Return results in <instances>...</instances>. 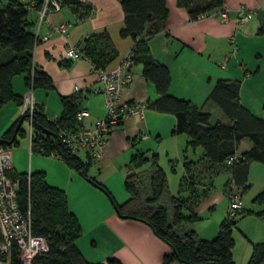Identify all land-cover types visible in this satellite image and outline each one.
<instances>
[{"label": "crops", "instance_id": "crops-1", "mask_svg": "<svg viewBox=\"0 0 264 264\" xmlns=\"http://www.w3.org/2000/svg\"><path fill=\"white\" fill-rule=\"evenodd\" d=\"M60 1V9L48 13L46 20L40 24L38 12H29V17L34 22L33 31L38 37L48 35L51 26L64 25L62 33H52L46 42L41 41L34 46L35 70L46 74L53 84L50 90L34 89V101L45 120L56 121L62 112V98L74 99L79 112L88 113V116L78 120V129L87 130L106 112L103 95L96 93L101 88L97 80L98 71L115 70L132 50L134 41L121 34L124 28L121 8L123 0ZM165 3L168 13L165 27L146 43L152 58L168 69V93L200 108L217 80L234 79L240 82V105L264 122V0H222L220 9L194 21L189 19L186 10L178 5L177 0H165ZM222 9L228 10V21L225 23L217 19ZM240 9H247L252 15L245 25L236 24ZM101 32L110 36L116 51L115 59L105 69L95 70L84 58L76 61L66 58L67 48H77L89 35ZM139 38H143V35ZM128 73L132 79L122 89L120 102L130 106L137 105L143 113L122 119L107 136L97 158L82 154L85 160L81 161L88 167L87 175L113 194L114 185L108 183V180L115 178L114 184H124L130 158L135 152H141L148 159L156 156L159 168L165 173L170 195L186 197L184 184L191 181L203 194L200 201L204 206L201 210L203 213L199 211V203L194 210L199 220L191 225V229L201 239L210 241L216 236L221 220L218 218L210 223L216 207L225 206L224 201L230 189L241 194L243 210L244 198H250L253 203L254 197L264 186V163H249L245 182L236 183L234 168L223 170L210 164L204 158L201 147L190 146L187 135L173 132V115L160 114L148 108L150 103L158 99V95L154 86L143 77L142 65L132 64ZM24 79L25 76L20 75L11 81L12 91L20 97L26 89ZM75 88L80 91L75 92ZM86 89L90 91H83ZM1 111L4 124L0 127V134L3 133V136L20 119L21 106L9 101L1 107ZM217 118L218 115L211 112L209 124L214 125ZM12 145L15 142L5 148L10 150ZM25 149L27 150L26 147ZM250 149L249 140H240L235 157L239 158ZM28 150L31 156L29 169L32 170L34 149L29 145ZM52 161L61 168L65 178L62 176L60 183L47 179L46 183L64 189L68 209L77 217L81 229L75 246L88 264H108V259L115 260L114 264H163L170 248L154 236L148 226L138 221L118 218L112 205H107L102 194L97 192V187L89 184L58 158ZM18 165L20 168L17 157L12 163L11 172L21 174L15 169ZM90 169L94 171L93 176L89 173ZM223 171H227V175L221 181L219 176ZM127 197L126 194V199ZM94 199L102 201L100 206L88 204ZM126 199L115 201L122 204ZM205 218L206 221L202 222ZM254 229L244 231L250 245L245 244L242 261L236 264H247L253 246L251 243H260L262 237H259V226Z\"/></svg>", "mask_w": 264, "mask_h": 264}, {"label": "trees", "instance_id": "trees-1", "mask_svg": "<svg viewBox=\"0 0 264 264\" xmlns=\"http://www.w3.org/2000/svg\"><path fill=\"white\" fill-rule=\"evenodd\" d=\"M44 1L6 0L5 7L0 9V109L9 101L21 106V97L14 94L11 86L16 76H25V87L32 83L34 89L53 88L50 78L36 71L33 64V49L37 40L29 12H39ZM177 3L186 10L192 21L222 7V0H177ZM121 8L124 14L121 34L134 41L132 64L142 65L143 77L154 86L158 95V99L150 103L148 108L160 114L173 115L174 133L187 135L190 146L201 147L204 158L210 164L223 170L234 168L236 183L243 184L248 164L264 163V122L240 105V82L234 79L217 80L200 108L171 96L168 93V69L152 58L146 43L165 27L168 15L165 0H123ZM142 35L143 38H139ZM79 48L83 58L95 70L105 69L116 57L112 40L106 32L89 35L79 44ZM61 103L62 112L55 124L44 119L40 108V112L34 113V135L30 144L32 150L40 148V152L46 156L54 154L69 169L102 190L118 218L148 226L154 236L170 248L163 264H234L232 231L235 218L243 211L234 218L224 219L212 240L200 239L191 225L199 220L194 210L203 194L194 182L187 183L184 180L187 183L184 184L187 196L178 198L170 195L165 173L159 168L157 157L148 159L141 152L131 156L127 167L123 185L128 197L122 204L116 203L106 188L88 177L87 165L79 157L70 154L58 138V130L72 133L80 126L76 101L62 98ZM211 112L218 115L214 125L209 124ZM17 122L0 141L12 139ZM44 129L51 134L40 133ZM242 139L251 142V149L236 158L233 164H228V158L235 156L237 145ZM14 142L15 139L11 144ZM146 163H150V168L145 170L142 178L134 171ZM8 176L18 181L17 200L24 214L29 211L32 234L44 238L48 244V252L34 256L31 264H88L75 246L81 229L78 220L68 209L64 191L48 185L42 172L27 175L14 174L10 170ZM250 213L244 211L245 215ZM256 216L262 218L261 213ZM114 263L115 260L108 259V264ZM7 264H23L17 249L11 250ZM247 264H264V240L252 247Z\"/></svg>", "mask_w": 264, "mask_h": 264}, {"label": "built area", "instance_id": "built-area-1", "mask_svg": "<svg viewBox=\"0 0 264 264\" xmlns=\"http://www.w3.org/2000/svg\"><path fill=\"white\" fill-rule=\"evenodd\" d=\"M61 7L60 0H45L41 10L38 12L39 24L46 20L50 12H56ZM252 18L247 9L238 10L236 19L237 25H245ZM217 19L221 23L228 21V10L222 9ZM49 34L43 37L36 35L38 42H46L52 33H62L64 25L51 26ZM67 59H82V52L79 48H67L65 50ZM132 51H130L120 62L115 70L110 72L98 71L97 80L101 88L96 93H101L104 97L105 115L95 120L91 129H78L72 133L58 130L57 136L65 146L67 151L77 156L82 153L97 158L106 142L111 130L118 126L122 119L131 115H142L143 110L137 105H125L120 102L122 89L131 82V75L128 68L132 65ZM32 83L26 88L21 96V116H24L29 125V141L33 139V116L38 113L39 107L34 101ZM75 88V92H79ZM83 91H90L86 89ZM88 116L85 111L77 114V120ZM55 124V121H51ZM52 157L57 158L54 154ZM236 157H229L228 164H233ZM12 169V154L9 149L0 144V264H7L12 249H17L23 264H31L34 256L48 252V244L44 238L34 236L31 230V219L29 211L24 214L17 200L18 181L8 176ZM228 207L226 210L228 218H234L242 211L241 194L237 190L230 189L227 193Z\"/></svg>", "mask_w": 264, "mask_h": 264}, {"label": "rangeland", "instance_id": "rangeland-1", "mask_svg": "<svg viewBox=\"0 0 264 264\" xmlns=\"http://www.w3.org/2000/svg\"><path fill=\"white\" fill-rule=\"evenodd\" d=\"M5 5H6V0H0V9L5 7ZM2 114H3V111L0 112V127H1V125L4 124ZM17 119L18 118H16V120ZM16 120H14V121H16ZM9 126H10V124L8 126H6V130L9 128ZM2 134L3 133L0 134V137L2 136ZM29 145H30L29 125H28V122L26 120H24V122L22 123L20 130L17 134V137L15 139V145H12L10 148V150L12 152V157H13L12 163L14 164V162L16 161V158L18 157V162L20 164V168H19V165L17 166V168H15L16 171L19 173H22V172L26 173L27 175L31 174V173H36V172H42L45 175L46 181H47V179H49L53 183L54 182L60 183L59 181H60V179H62V176H63V179L65 178L64 173H62L61 168L55 162L52 161L55 158L52 156H49V155L46 156V155L42 154L40 152V148L34 149L33 155L35 157H34V160L32 162L33 168H32V170L29 169L30 168V158H31V156L28 152L29 151L28 150ZM25 147L27 148V150L25 149ZM78 157L81 160H85L84 159L85 157L82 155V153H78ZM149 168H150V163H146L142 167H140L139 169H136L134 172L143 178L145 173H146L145 170H148ZM73 172H75V171L73 170ZM75 173H77V172H75ZM89 173H90V175L93 176L94 175L93 169H90ZM226 175H227V171H223L222 174L219 176L220 180L223 181V178ZM115 181H116L115 178H110L108 180V183H111L114 185L113 186V192H112L113 194H111V196L113 197L114 200L115 199H126V193L124 191L122 183L119 182V183L114 184ZM89 184H91V183H89ZM61 189L64 191L63 188H61ZM96 189L98 190L97 192H100L99 194H102V198H104V200L106 201V204L111 206V203H110L107 195L102 190H100L98 188H96ZM226 198H227V195H226ZM249 199L250 198H244V210H246L245 212L249 211L251 213L249 215H245L244 210L242 209L243 212L240 213L235 218V227L233 228V231H232V239H233L232 254H233L234 264L242 261L241 257L244 254V250L246 247L245 244L250 245L248 243V240H249L248 237L244 235L245 234L244 231L249 232L251 230H255L254 228L258 225L259 230H260L259 237H260V235L262 237V238H260V240H261L260 243L264 240V186H263L262 190H260V192H258V195L254 197L253 203H251ZM88 200H90V199H88ZM101 203H102V201L94 199V200H91V202H89L88 204H90L92 206H95V205L100 206ZM224 205L225 206H223V207L221 205L216 207L215 214L213 215L214 217L211 219L210 223L219 218V220L221 219L219 222V224H220L224 219L227 218V213H225V211L227 210V207H228V199H226V201H224ZM199 207H200L199 211L201 212V210L204 208V206L201 205V203H200ZM201 213H203V211ZM205 213L201 214V215H205ZM259 213L262 214V216H261L262 218L256 216V214H259ZM246 216H248L249 218H246ZM76 219H77V217H76ZM204 221H206V218L202 222H204ZM202 222H200V224H202V225L205 224ZM256 243L257 242H253V243H251V245L254 246ZM251 251H252V248H251ZM250 255H251V252H250ZM250 255H249V257H250Z\"/></svg>", "mask_w": 264, "mask_h": 264}, {"label": "water", "instance_id": "water-1", "mask_svg": "<svg viewBox=\"0 0 264 264\" xmlns=\"http://www.w3.org/2000/svg\"><path fill=\"white\" fill-rule=\"evenodd\" d=\"M23 120H24V118L22 117V118H20L19 121L17 122V125H16V127H15V129H14V132H13V135H12V139H11L10 141H6V140L0 141V144H1V145H2V144H3V145H10V144H11L12 140L15 139L17 133L19 132L20 127H21V125H22V123H23ZM40 133H42V134H46V135H50V134H51V132H49V131H47V130H45V129H44V130H41Z\"/></svg>", "mask_w": 264, "mask_h": 264}]
</instances>
